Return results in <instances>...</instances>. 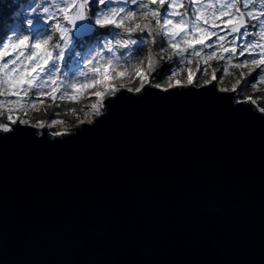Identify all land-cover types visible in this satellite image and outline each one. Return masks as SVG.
<instances>
[{"label":"water","instance_id":"95a60500","mask_svg":"<svg viewBox=\"0 0 264 264\" xmlns=\"http://www.w3.org/2000/svg\"><path fill=\"white\" fill-rule=\"evenodd\" d=\"M117 96L0 140V264H264V113L214 82Z\"/></svg>","mask_w":264,"mask_h":264},{"label":"snow or ice","instance_id":"6c2138e0","mask_svg":"<svg viewBox=\"0 0 264 264\" xmlns=\"http://www.w3.org/2000/svg\"><path fill=\"white\" fill-rule=\"evenodd\" d=\"M27 8V14L15 12L13 24L0 28V133L6 134L0 140L34 135L29 127L43 130L64 123L27 117L28 111L38 110L45 100L77 104L84 100L79 111L85 119L76 115V121L92 123L89 116L100 117L112 107L106 99L124 98L117 93L139 94L146 87L160 88V84L151 83V73L163 61L173 65L165 70L171 73L169 81L182 66L195 62L196 72L190 67L187 72L189 86L212 84L221 68L218 83H223V76H239L231 87L233 93L243 90L241 84L253 91L264 84V0H259V7L257 0H44L38 7L33 0ZM145 44L148 74L138 72L132 85L108 84L112 74L115 79L122 78L125 72L121 69L131 66L133 60L144 65L140 53ZM118 49L127 50L123 64L115 55ZM211 61L218 67L203 85H196L200 65L211 67ZM208 67L203 69L204 75H209ZM253 72L255 77L248 80ZM101 85L104 87L99 89ZM230 99L256 105L264 113V107L257 104V99L264 97Z\"/></svg>","mask_w":264,"mask_h":264},{"label":"rangeland","instance_id":"374dc122","mask_svg":"<svg viewBox=\"0 0 264 264\" xmlns=\"http://www.w3.org/2000/svg\"><path fill=\"white\" fill-rule=\"evenodd\" d=\"M33 0H16V4L14 5V9L12 11L9 12V20L8 22L5 24L7 26H10L13 24L14 20L16 19V17L14 16V13L17 12V11H23L25 14H27L28 12V8H27V5L29 3H32ZM44 2V0H35V3H36V6L38 7L40 4H42ZM134 7V6H133ZM136 22H139V19L136 20ZM251 23V22H250ZM4 25V26H5ZM118 31V30H117ZM139 35V34H137ZM146 35V34H145ZM159 39V38H158ZM127 50L125 49H118L116 50L115 52V55L120 58L121 60V64L124 63V57H123V54L126 53ZM148 45L145 44L144 45V51L142 53H140V56L144 58L145 60V63L143 66L139 65L135 60H133L131 66L129 67H125V68H122L121 71L125 72V75L120 78V79H115L114 78V74L110 75V78H109V81H108V84L110 85H116L118 86L119 84H125V85H132L134 81H136L137 79V73H144V74H148V68H147V56H148ZM155 54V53H154ZM106 55H110V54H106ZM211 62H215V61H211ZM210 62L211 64V67H208L207 65H204L203 63L200 65V69H201V72L197 73L196 74V77H195V80L196 79H201L203 77V81H202V85H203V82L204 80L206 79H209L210 78V74L213 70H215V66L212 65V63ZM173 67V65L167 63L166 61H163L161 62V64L159 66L156 67L155 71L151 73V83L152 84H160V83H153V79L155 77H160V80H162V83L164 82V84L167 86L166 88L168 87H172V86H176V83L175 81L177 79H179L181 81V84L180 85H186L187 84V80H186V76H187V72L189 70V67L191 68V70L193 72H196V64L195 62H193V64L191 66H188V65H184L182 66V71L179 72V74L175 77H173L171 79V81H169L168 77L171 75L170 71L169 72H166L165 70L166 69H171ZM205 67H208V73L209 75H204L203 74V69ZM232 70L230 69V72ZM247 74V70H244ZM222 68L219 70V71H216V76H217V81H219L222 77ZM256 73H252L251 76H254L255 77ZM230 76H234L233 78H230ZM249 77L250 76H247V79L249 80ZM239 78L238 74L236 75H228V76H223V83H218L217 81H214L217 89L219 88H222V87H225V88H228L229 91L228 92H231V87L233 84L236 83V80ZM169 84H171V86H169ZM138 86V85H137ZM104 87V85H101V86H98L99 89H102ZM161 88H165V86L163 87V85H161ZM244 88V85L241 84L240 85V89H243ZM256 92H259V93H264V84L262 85H258V90L256 91H253V89L250 87L249 88V92H242L241 90H238V93H233L234 96H237L238 99H242L243 97L245 96H253V93H256ZM263 95V94H261ZM261 97V96H260ZM259 96H253V98H260ZM50 103H53L51 100H48ZM259 101H263L264 103V100L262 99H257V104L259 105V107H263L259 104ZM46 102V100H45ZM44 102V103H45ZM62 103H66V102H61V101H56L55 105L57 104H62ZM67 103H71V102H67ZM86 103V101L84 100H81L80 102V106L83 107L84 104ZM43 105H38V110L42 107ZM256 106V105H255ZM257 107V106H256ZM38 110H30L28 111L27 113V117L30 119V120H33L34 119V113L37 112ZM13 116H17V115H24V113H12ZM6 116H7V113L4 114V119L6 120ZM80 119H85V115H84V112L83 114H81L79 116ZM96 117H92V116H89L88 119L90 120H94ZM79 124V123H77ZM77 124H75L74 126H76ZM74 126H68L67 124L65 123H62V124H57V125H53L52 127H45L46 130L50 133H53V132H56V131H61V132H64L65 134L66 133H69L71 132L72 128ZM52 128H55L57 129L56 131L53 130Z\"/></svg>","mask_w":264,"mask_h":264},{"label":"trees","instance_id":"16d2710c","mask_svg":"<svg viewBox=\"0 0 264 264\" xmlns=\"http://www.w3.org/2000/svg\"><path fill=\"white\" fill-rule=\"evenodd\" d=\"M16 0H0V28L4 27V25L8 22V18H9V12L12 11L15 7L14 5ZM185 3L188 2V0H184ZM14 7V8H13ZM257 7H259V0H257ZM106 31V30H105ZM212 65L215 66V68L218 67L217 62H211ZM220 64H223V61L219 62ZM234 77V76H233ZM232 76H230V78H233ZM254 78V76H250L249 80H252ZM203 77L201 79H196V85H202V80ZM153 83H160V85H163V87L165 86V88L167 87L164 82L162 83V80H160V77H155L153 80ZM249 87L247 88H243L242 92H249ZM263 94V95H261ZM253 96H261L264 97V93H253ZM264 100V99H262ZM259 104L261 106L264 107V103L263 101H259ZM81 108L80 103H62L59 105V107H57L55 104L50 103L48 100H46V102L43 104V106L34 114V119H40V120H53V119H60L62 121H64L65 124H67L68 126H74L75 124H77L76 121V115L80 116L81 114H83L82 111H79V109ZM73 109L76 110V113L74 114V112L72 111ZM57 113L59 115H57ZM53 130H57L55 128H52Z\"/></svg>","mask_w":264,"mask_h":264},{"label":"bare ground","instance_id":"6f19581e","mask_svg":"<svg viewBox=\"0 0 264 264\" xmlns=\"http://www.w3.org/2000/svg\"><path fill=\"white\" fill-rule=\"evenodd\" d=\"M16 7V6H15ZM13 12V11H12ZM85 123H87V122H85Z\"/></svg>","mask_w":264,"mask_h":264}]
</instances>
